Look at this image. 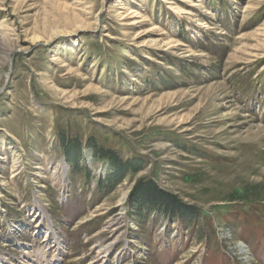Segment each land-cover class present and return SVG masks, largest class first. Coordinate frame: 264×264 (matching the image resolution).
<instances>
[{
	"label": "rangeland",
	"instance_id": "1",
	"mask_svg": "<svg viewBox=\"0 0 264 264\" xmlns=\"http://www.w3.org/2000/svg\"><path fill=\"white\" fill-rule=\"evenodd\" d=\"M0 264H264V0H0Z\"/></svg>",
	"mask_w": 264,
	"mask_h": 264
},
{
	"label": "trees",
	"instance_id": "2",
	"mask_svg": "<svg viewBox=\"0 0 264 264\" xmlns=\"http://www.w3.org/2000/svg\"><path fill=\"white\" fill-rule=\"evenodd\" d=\"M110 153V152H108ZM113 154V153H112ZM110 155V154H109ZM112 158H114V156H111ZM131 161H127L125 163V165L123 167H128L129 164H131ZM111 178L107 177L105 180L102 181L101 184H103L104 182L108 181L107 183L110 184L111 182L109 181ZM109 186V185H108ZM112 185H110L109 187H111ZM139 191L136 194V197L138 199V202H140L139 204H147L149 207L151 208H156V209H171V210H176L178 209V211L182 210L180 209L181 207H184L183 205L180 204V202L178 201H173L167 197V194L164 193L163 191L157 189L156 185L153 182H145L143 184H139L138 186ZM137 189V190H138ZM158 192L157 194L160 195V197H165L162 200H155L153 199V195L156 194L154 192Z\"/></svg>",
	"mask_w": 264,
	"mask_h": 264
}]
</instances>
